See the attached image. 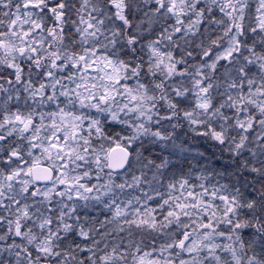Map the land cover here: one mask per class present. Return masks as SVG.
Wrapping results in <instances>:
<instances>
[{"label":"flooded vegetation","instance_id":"af4514ba","mask_svg":"<svg viewBox=\"0 0 264 264\" xmlns=\"http://www.w3.org/2000/svg\"><path fill=\"white\" fill-rule=\"evenodd\" d=\"M181 1L174 0V9L170 0L14 1L13 23L0 33V264H59L60 255L75 254L53 251L52 220L79 217L90 231L100 222L105 159L84 150L85 130L99 131L102 111L147 113L149 97L164 96L165 61L175 71L176 97L177 56L178 75L186 72L177 51L186 38L197 98L211 95L228 51L241 56L259 46L262 0H188L187 37L184 26L176 31L186 17L176 15ZM106 23L108 33L101 28ZM117 24L127 30L126 42L115 41ZM106 34L109 42L102 41ZM248 60L255 62L252 55ZM71 131L77 134L66 138ZM128 150L133 159L135 150ZM35 166L52 171L51 185H34Z\"/></svg>","mask_w":264,"mask_h":264},{"label":"trees","instance_id":"16d2710c","mask_svg":"<svg viewBox=\"0 0 264 264\" xmlns=\"http://www.w3.org/2000/svg\"><path fill=\"white\" fill-rule=\"evenodd\" d=\"M14 1L0 0V33L13 23ZM181 2L180 9L186 17L181 24L176 23V31L184 26L183 35L187 37L189 2ZM261 26L258 47L251 46L241 56L233 49L228 51L230 60L221 66L211 84L212 93L205 100L208 118L195 127L190 117L202 112L195 106L196 98L191 93V50L189 37L186 38L176 50L184 55L186 71L176 75V97L173 90H164L163 97H149L148 108L152 106L157 120L163 123L165 117H171L179 143H190L207 159L168 160L157 192L149 198L146 191L153 188L145 187L141 176L134 182L126 175L110 176L102 160L101 188L109 189L113 182L120 192H106L99 198L96 235L89 233L85 221L82 223L79 217L67 222L53 215V251L75 253L60 255L57 259L64 263L59 264H264V17ZM116 28H120L118 24ZM126 35V29H117L115 41L126 42ZM109 38L106 34L102 41L109 42ZM250 55L255 62L248 60ZM181 60V56L176 57V66ZM149 86L156 92L151 82ZM109 114L110 111L100 113L99 131L85 130L89 133V140L83 145L85 151L103 155L111 146L129 149L138 142L140 162L144 163L146 157L156 158L155 151L159 150L152 151L154 144H147L148 140L133 127L130 118H127L130 122L118 117L110 121ZM239 120L250 123V130H243ZM147 145L149 152L145 157ZM208 145L211 154L205 152ZM56 201L53 195V202ZM102 225L106 226L104 230ZM94 227L91 226V231ZM210 232L211 236H207ZM102 233L109 237L103 239ZM197 237H208L211 249L200 252L201 257L184 258L179 245L186 238ZM84 251H104L107 256L78 254Z\"/></svg>","mask_w":264,"mask_h":264},{"label":"rangeland","instance_id":"374dc122","mask_svg":"<svg viewBox=\"0 0 264 264\" xmlns=\"http://www.w3.org/2000/svg\"><path fill=\"white\" fill-rule=\"evenodd\" d=\"M178 5L179 3L176 2V12L178 10ZM170 6H171L170 7L171 9H174V0H170ZM167 14H168V11H167ZM149 21H150V17H149ZM163 66H164V72L162 73H163V78H164L163 79L164 90L172 91L174 90L175 71L173 70V66L167 61L163 62ZM263 93L264 91L262 92V94ZM203 100L204 99L197 98L194 101L195 106L199 108L198 111L202 112L200 114L199 113L194 114L195 116L191 115L190 121L194 127L204 124L205 119L208 118L203 108V105H204ZM206 105L207 104L205 103V106ZM116 113H112V114L110 113L107 116V119L110 121H113L117 117L120 118L121 116L130 117L132 122H130L128 119H125V118L123 119L128 120L133 125V127L138 131V133L140 131V133L143 134L144 138L148 140L147 144L148 143L149 145L150 143L154 144L155 147L152 151H155L156 149L159 150V151H155L156 158L150 159L149 157H146V154H148L149 152V148H148L149 145H147V147H145V153H144L146 157V161L142 163L140 162V154H141L140 148L139 146L136 147L135 157L131 164V169H129L127 173L124 174L126 175V178H128V180H131L132 182L138 181V178L141 176L144 186L145 187L151 186L153 188L152 190L146 191L148 198L150 196L155 195V193L157 192L156 189L158 188V184L160 180L164 176L163 173H164L165 168L167 167L168 160H173V159L176 160V158L187 160V159L193 158L195 160L203 162L204 160L207 159V155H204L202 151H199L196 147L192 146L190 143L180 144L178 139L176 138L175 128L173 129L171 127L172 124L170 122L172 121V118L165 117L164 123L162 120L160 121L157 120V117L155 116L156 112L152 106L148 108L147 113L135 114L133 117H131L133 113L127 114L123 111L122 108L117 110ZM89 125H92V123H89ZM238 125L241 128H243V130L245 131L246 129L250 130L251 128V124L245 123V121L243 120H239ZM189 131L191 132L192 129H189ZM76 134H77L76 131H71L69 133H66L64 136H66V138H69L71 137V135H76ZM221 137L222 136L220 135L218 139H220ZM101 140L103 143L105 142L104 138H102ZM87 166L89 167V164ZM133 174H137L135 175L136 177H131ZM110 191L114 193H119L120 192L119 186L109 185V189L108 188L101 189L100 198L102 197V194L106 192L111 193ZM97 203L99 204V201H97ZM116 216L120 217V213H116ZM175 220L176 219H174V223L176 224ZM105 228L106 226L102 225V229L104 230ZM120 231H123V229H120ZM95 232H96V229H93L89 233L90 234L93 233L92 235H96ZM211 233L212 232L207 233L206 235L211 236ZM84 234H85V231H83L82 235ZM101 237L103 239H107L109 235L102 233ZM208 239H209L208 237L206 238L197 237L193 239L186 238L183 241V245H179V250L181 251L180 253H182L183 256H185L184 258H188V259H191L194 256H200V252L211 249L210 244L207 243ZM177 246L178 244H176V247ZM138 259H141V258L138 257ZM182 262H186V260Z\"/></svg>","mask_w":264,"mask_h":264},{"label":"water","instance_id":"95a60500","mask_svg":"<svg viewBox=\"0 0 264 264\" xmlns=\"http://www.w3.org/2000/svg\"><path fill=\"white\" fill-rule=\"evenodd\" d=\"M128 151L121 147L112 148L107 155V170L114 174L123 173L130 160ZM32 181L38 185L50 184L53 174L45 167H35L31 170Z\"/></svg>","mask_w":264,"mask_h":264},{"label":"bare ground","instance_id":"6f19581e","mask_svg":"<svg viewBox=\"0 0 264 264\" xmlns=\"http://www.w3.org/2000/svg\"><path fill=\"white\" fill-rule=\"evenodd\" d=\"M102 27V30H105V31H108L109 30V25L106 23V24H104V25H101ZM117 29H124L125 30V28H123V27H120V28H116V30ZM115 33H116V31H115ZM229 53H227V55H228ZM230 57H231V55H229ZM253 57V56H252ZM144 129H145V127H144ZM205 152H208V153H210L211 154V149H210V145H208V147L205 149ZM0 260H2V257L0 258Z\"/></svg>","mask_w":264,"mask_h":264}]
</instances>
